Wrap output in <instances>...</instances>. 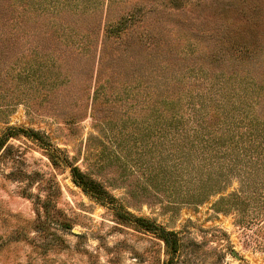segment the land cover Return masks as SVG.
I'll return each mask as SVG.
<instances>
[{"label":"rangeland","instance_id":"374dc122","mask_svg":"<svg viewBox=\"0 0 264 264\" xmlns=\"http://www.w3.org/2000/svg\"><path fill=\"white\" fill-rule=\"evenodd\" d=\"M240 1L114 0L106 20L115 32L102 31L104 47L116 53L170 44L195 57L198 44L210 43L202 40V31L212 33L217 17L229 15ZM51 5V0H0V264H264L258 199L247 208L252 220L247 227L239 225L236 211L215 210L219 195L182 204L186 173L164 133L142 123L123 93L109 94L111 78L99 81L106 90L94 96L93 108L89 72L105 3L90 12L88 28L82 29L91 46L82 59L84 73L59 75L42 101L22 96L25 61L37 60L36 44L51 34ZM125 19L116 34L115 26ZM68 49H54L57 58ZM74 166L106 194L84 188ZM237 189L233 180L224 194ZM247 193L264 195V184Z\"/></svg>","mask_w":264,"mask_h":264},{"label":"trees","instance_id":"16d2710c","mask_svg":"<svg viewBox=\"0 0 264 264\" xmlns=\"http://www.w3.org/2000/svg\"><path fill=\"white\" fill-rule=\"evenodd\" d=\"M113 2L51 0V34L42 36L43 44H36L37 60L29 57L25 61L22 96L27 101L35 96L42 101L59 75L69 79L84 73L82 59L91 46L86 41L89 33L82 29L88 28L90 12L105 3L104 22L96 25V60L89 72L94 82L93 108L94 96L106 90L99 81L107 83L111 78L114 84L108 87L109 94L130 98L141 122L152 132L162 131L171 153L179 155L187 187L182 204H201L219 195L213 202L215 210L236 211L239 225L247 227L252 221L247 208L258 199L256 214L264 216V195L247 193L250 187L264 184V16L260 0H241L239 6L233 3L229 15L217 17L212 33L202 31V40L210 43L198 44V54L192 58L186 57L187 50L173 49L170 44L106 51L101 33L115 32L106 20ZM130 18L127 14L126 19ZM126 23L115 26L116 34ZM61 45L72 50L57 58L55 50ZM104 109L108 116L109 109ZM49 157L54 160L52 153ZM71 169L84 188L100 197L106 194L97 181L85 178L76 166ZM233 180L239 189L224 194Z\"/></svg>","mask_w":264,"mask_h":264}]
</instances>
